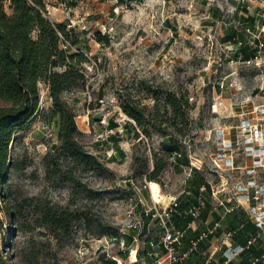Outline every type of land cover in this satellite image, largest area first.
Here are the masks:
<instances>
[{
    "label": "rangeland",
    "instance_id": "obj_1",
    "mask_svg": "<svg viewBox=\"0 0 264 264\" xmlns=\"http://www.w3.org/2000/svg\"><path fill=\"white\" fill-rule=\"evenodd\" d=\"M45 11L50 20L70 29L69 47L61 46L65 53L85 56L79 63L84 87L64 92L62 98L81 130L78 141L106 169H85L57 149L59 117L51 113L48 87L40 83L38 111L10 145L13 164L3 191L9 189L10 200L22 201L23 207L20 219H13L6 211L8 198L0 196V255L7 264H107V254L120 256L122 264H145L144 258L134 259L128 245H121L123 237L140 222L134 235L138 252H145L147 239L162 231L158 219L146 218L154 200L170 194L186 207L194 203L192 178L214 177L217 132L224 129L232 136L238 114L264 102V0H47ZM97 32L107 34L109 42ZM253 50L255 63L239 60L241 53ZM223 79L236 87L217 91L222 105L214 108L212 86ZM173 95L180 99L179 116L166 103ZM246 97L252 100L249 104L241 102ZM126 101L147 106L149 135L122 110ZM171 139L180 154L167 155L161 143L168 146ZM161 160L166 165L157 184H150L147 174ZM58 169L72 171L82 185L62 181ZM46 202L79 209L92 225L76 222L54 238L31 217L35 204ZM204 210L205 225L216 214L227 228V215L209 197ZM177 212L169 221L182 227L184 219L174 218ZM97 222L104 233L96 232ZM247 230L250 226L243 232ZM193 234L189 231L187 237ZM81 247L88 249L83 258ZM207 247L203 244L181 264H201Z\"/></svg>",
    "mask_w": 264,
    "mask_h": 264
},
{
    "label": "trees",
    "instance_id": "obj_2",
    "mask_svg": "<svg viewBox=\"0 0 264 264\" xmlns=\"http://www.w3.org/2000/svg\"><path fill=\"white\" fill-rule=\"evenodd\" d=\"M116 1L124 4L134 0ZM69 34L70 29L66 24L53 22L46 15L43 0H0V196L8 198L5 200L6 211L16 220L21 217L23 202L11 201L10 190L3 191L8 171L13 164L10 157V145L14 134L24 129L38 111L40 83L48 87V94L52 101L51 113L59 117L60 144L57 149L85 169L95 171L106 169L98 158L88 152L78 141L77 137L81 134V130H77L75 115L62 98L64 92L83 88L85 85V76L82 67L79 66V63L85 60V56L81 53L68 55L61 47L62 45L69 47V44H65ZM97 36L109 42L107 34L101 35L97 32ZM228 37H233V33L228 34ZM254 50L240 55L243 59H248L254 55ZM74 57L78 59L75 63L72 62ZM59 63L63 65V68L58 69L61 66L58 65ZM179 100L174 95L166 100L171 112L177 116H179ZM121 108L142 127L144 134L149 135L145 126L146 105L135 107L130 101H126ZM108 125L110 128L114 127L112 120ZM170 125L178 134H181V129L176 128L174 122ZM169 141L168 146L161 143L167 155L173 152L180 154L176 140ZM165 165L166 162L163 160L156 162L154 169L147 174L150 184H157L154 181H158V175ZM58 171L62 181L74 183L75 186L82 185L72 171H61V169ZM191 181L196 194V188L203 181V177L197 175ZM185 205L180 202L178 211L184 210ZM33 208L31 216L33 224L47 229L54 238H58L61 233H68L76 222H82L87 227L92 225L88 215L79 209L71 210L51 202L36 203ZM146 218L150 219V215L146 214ZM174 218L179 219L180 216L175 215ZM190 219L187 217V221ZM95 227H97V233H104V227L100 222H97ZM135 232V229H132L128 236L123 237L122 240L126 245L132 241ZM4 259L5 256L0 255V264H7ZM113 263V260L108 261V264Z\"/></svg>",
    "mask_w": 264,
    "mask_h": 264
},
{
    "label": "built area",
    "instance_id": "obj_3",
    "mask_svg": "<svg viewBox=\"0 0 264 264\" xmlns=\"http://www.w3.org/2000/svg\"><path fill=\"white\" fill-rule=\"evenodd\" d=\"M46 1L43 0L45 5ZM262 45L260 42L255 48ZM256 59L257 53L248 59L239 56V60L247 64L255 63ZM234 87L236 85L233 82L225 79L215 82L212 89L217 103L213 107L222 105L217 91ZM250 101L252 100L246 97L241 102L249 104ZM238 117L232 136L226 135L224 129L217 132L216 153L212 158L211 170L214 177L212 181L203 178L199 183L194 196L195 202L177 212L178 197L166 194L169 197L167 202L154 200V206L147 209L150 218L158 219L162 227L159 237L149 238L145 243V252L152 264H177L189 259L206 243L207 254L201 264H231L252 250L247 264H264V102L252 105L251 109L239 113ZM172 154L174 156L177 153ZM187 169L190 171V168ZM219 171H223L221 173H225L226 177ZM207 197L216 208L221 209L222 216L242 215L245 221L238 228L227 229L222 228L221 219H217L206 228L197 230L195 222L203 214ZM175 212L179 216H190L191 219L184 227L175 226L169 221ZM245 223L252 224L254 230L244 243H237L235 237ZM139 226L140 222L132 227L136 229ZM189 231H194V234L187 237ZM184 240L186 243L182 247ZM134 241H138L136 236ZM123 244L122 240L121 245ZM87 251V247H81L80 257L83 258ZM217 254L218 257H215ZM136 255L135 253L134 259ZM107 256L114 261L113 264L123 263L119 256Z\"/></svg>",
    "mask_w": 264,
    "mask_h": 264
},
{
    "label": "crops",
    "instance_id": "obj_4",
    "mask_svg": "<svg viewBox=\"0 0 264 264\" xmlns=\"http://www.w3.org/2000/svg\"><path fill=\"white\" fill-rule=\"evenodd\" d=\"M179 203H180V201H179ZM215 216H216L215 218H211L212 220L207 225H205L204 223L206 222L207 214L205 213V210H204L203 214L201 215L200 219L198 220L199 227L197 228V230H202V229L206 228L209 224H211L213 220L219 219L216 214H215ZM181 217L184 219L183 220V225H182V227H184L186 222H187V217H190V216L189 215H185V216H181ZM220 218H223V217L221 216ZM227 218H228V224H226L227 229L238 228L239 224L241 222L245 221L244 217L242 215H227ZM220 221H221V225H222V219ZM247 226H250L251 230H247L248 232H243L244 228L245 227L247 228ZM222 228H224V227L222 226ZM253 230H254V227L252 226V224L245 223L244 227L240 231L238 230L239 232L237 233V235L235 237L236 242L237 243H244L245 240L248 238L249 234L253 232ZM134 237H135V235H133L132 241L128 244L127 247L131 248L130 250H132L133 255H134V253H137V255L135 257V260H138V259L142 260V258H144L143 261H144L145 264H152V262L149 261L150 257L146 254V252H144V251L138 252V249H139L138 243L134 241ZM251 252H253V250ZM251 252L243 254L242 257L240 258V260L234 261L231 264H235V263L236 264H247L248 263V258H249V255L251 254ZM108 261H110V260H107V264H108ZM177 264H181V262H179Z\"/></svg>",
    "mask_w": 264,
    "mask_h": 264
},
{
    "label": "bare ground",
    "instance_id": "obj_5",
    "mask_svg": "<svg viewBox=\"0 0 264 264\" xmlns=\"http://www.w3.org/2000/svg\"><path fill=\"white\" fill-rule=\"evenodd\" d=\"M215 110H216V109H215ZM168 199H169V197L166 196V197H164V198L162 199V201H161V200H160V201L163 202V203H165V202H167ZM160 201H159V202H160Z\"/></svg>",
    "mask_w": 264,
    "mask_h": 264
},
{
    "label": "water",
    "instance_id": "obj_6",
    "mask_svg": "<svg viewBox=\"0 0 264 264\" xmlns=\"http://www.w3.org/2000/svg\"><path fill=\"white\" fill-rule=\"evenodd\" d=\"M9 164V163H8Z\"/></svg>",
    "mask_w": 264,
    "mask_h": 264
}]
</instances>
